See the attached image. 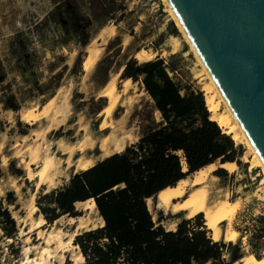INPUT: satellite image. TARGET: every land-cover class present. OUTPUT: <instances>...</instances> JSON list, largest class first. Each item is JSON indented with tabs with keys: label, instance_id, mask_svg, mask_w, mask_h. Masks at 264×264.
Here are the masks:
<instances>
[{
	"label": "rangeland",
	"instance_id": "rangeland-1",
	"mask_svg": "<svg viewBox=\"0 0 264 264\" xmlns=\"http://www.w3.org/2000/svg\"><path fill=\"white\" fill-rule=\"evenodd\" d=\"M166 3V0H0V264H23L27 257H39L41 247L46 244L51 257L41 256V263L86 264L85 258L81 262L73 259L74 254L81 252L78 246L73 248L69 243L66 252H61L56 241L46 240L48 234L59 232L65 245L72 230L71 217L75 216L61 215L51 223L44 219L39 229L27 231L38 215L43 218L37 206L43 204L42 196L63 186L80 171L74 165L78 159L90 160L93 165L161 125L160 114L144 90L141 77L129 78L128 87H124L127 77L121 74L125 64L141 63L134 58L137 50L154 52L149 60L161 58L181 93L188 89L201 91L207 109L206 100L211 96L215 112L225 113L224 102L213 90L207 91L210 78L206 69L176 26ZM69 13L79 15V27L69 22ZM92 53L94 60L84 70L82 63ZM110 80L117 99L107 115L104 107L108 99L103 90ZM44 107L45 113L41 112L35 121L21 120L27 109L39 114ZM106 123L108 128L102 131ZM235 144L243 148L237 168L232 173L219 171L217 160L210 194L212 199L228 192L243 202L232 223L239 236L231 241L219 240L228 262L229 251L233 254L238 248L241 255L251 253L249 236L245 237V233H254L255 217L264 215L262 169L255 164L249 172L252 152L244 143ZM80 145L81 152L77 150ZM34 147L39 148L41 159L52 158L55 166L40 185H36V178L29 181L24 169L25 161L30 159L28 149ZM70 149L68 163L66 151ZM243 156L248 161H243ZM31 165L36 171V164ZM154 203L155 195L146 200L154 223L166 230H170L169 221L176 220V227L187 219L181 213L163 212ZM31 205L37 209L29 214ZM75 210L79 214L76 217L90 219L88 226L76 234L103 225L96 209L85 210L82 204L75 203ZM199 214L203 221L202 213ZM224 226L222 223V229ZM206 231L210 236L209 230ZM257 252L259 257L264 256V249L258 247Z\"/></svg>",
	"mask_w": 264,
	"mask_h": 264
},
{
	"label": "trees",
	"instance_id": "trees-1",
	"mask_svg": "<svg viewBox=\"0 0 264 264\" xmlns=\"http://www.w3.org/2000/svg\"><path fill=\"white\" fill-rule=\"evenodd\" d=\"M70 19L79 27L78 14ZM121 75L133 80L141 77L161 125L44 194L43 204L37 203L43 218L51 223L61 215L77 216L75 203L93 199L103 225L74 237L86 264H230L238 260L242 256L238 248L233 254L229 251L230 262L224 259L221 243L208 236L201 214L166 230L154 223L146 198L208 163H238L241 144L209 119L201 91L181 93L161 58L125 64ZM259 221L264 230V215ZM250 250L259 257L256 247L251 245Z\"/></svg>",
	"mask_w": 264,
	"mask_h": 264
},
{
	"label": "water",
	"instance_id": "water-1",
	"mask_svg": "<svg viewBox=\"0 0 264 264\" xmlns=\"http://www.w3.org/2000/svg\"><path fill=\"white\" fill-rule=\"evenodd\" d=\"M167 2L264 164V0Z\"/></svg>",
	"mask_w": 264,
	"mask_h": 264
},
{
	"label": "bare ground",
	"instance_id": "bare-ground-1",
	"mask_svg": "<svg viewBox=\"0 0 264 264\" xmlns=\"http://www.w3.org/2000/svg\"><path fill=\"white\" fill-rule=\"evenodd\" d=\"M166 4L169 7V11L173 17V20L176 26L179 28L181 33L188 40L187 42H189L191 48L194 50L197 57L201 61L200 57L195 51L192 43L190 42L188 36L186 35L184 29L182 28L177 17L175 16L170 5L168 4V2ZM90 55L91 56H89V59L84 60L82 63L84 70H88L90 68V60L92 61L94 60L95 55L93 53ZM153 55H154V52L150 50L140 49L134 53V58L137 59L139 62H145V61H148L150 57H152ZM201 64L203 65L204 69H206L202 61H201ZM205 71L207 72L210 78V82L208 83L209 86H206L207 91H209L210 89L213 90L214 94L220 100L224 102L225 108H226L225 113L217 114L215 112V104H213L212 97L211 96L208 97L206 100V104L208 105V109L212 112L209 119L216 121L218 126L223 129L222 131L229 134L231 138L233 139V141H235V143H244L246 147L251 150L252 158L249 160L248 171L250 172L252 168L254 167V165L256 164L257 166L261 167L263 175H264V164L261 158L257 154L256 150L254 149L251 142L249 141L247 135L243 131L242 127L238 123L237 119L233 115L230 108L228 107L227 103L225 102L220 91L216 87L208 71L207 70ZM128 81H129V78L124 79L125 88L128 87L127 85H129ZM114 90H115V87H113V82L110 80V82L106 85V87L103 90V95L107 97L108 99V104L106 107H104V113L107 115L109 114L111 107L113 106V104L115 103V100L117 99L116 95L114 94L115 92ZM46 107L42 108L39 114L38 113L36 114L34 109H29V110L27 109L25 112L21 114V120H23L25 123H30L32 121H35L36 118L39 117L41 112L45 113ZM106 128H108L107 123L106 125L103 126V128H101V130L104 131ZM35 135L38 136V134H35ZM77 150H79L80 152L82 151L81 145L77 147ZM28 151H29L30 159L27 162L25 161V165H24V169L26 172V178L29 181H32L36 178L37 179L36 185H40L45 179L44 177L47 175V172L49 170L54 169L55 166H54L53 160H51L52 158L41 159L42 155L38 153L39 151L38 147L29 148ZM66 152L68 153V156H67V161H68L69 158L71 157L70 154H72L71 153L72 151L70 149V150H67ZM49 157L50 156H48L47 158ZM242 158H243V161H248L246 156H243ZM34 163L36 164L35 166L38 167L36 171H34L33 168L31 167L32 166L31 164H34ZM74 165H75V169L84 170L90 167L92 163L90 160L78 159L76 163H74ZM182 165H183L182 169L185 170L186 166H185L184 161H182ZM218 166L228 171L229 173H232L237 168V163L236 161H226V162L224 161L223 163H218ZM217 168L218 167H217L216 161L212 163H208L202 166L201 168L195 170L194 172L190 173V175L180 178L178 181H176L174 185L167 186L161 189L160 191L155 193L154 206L157 209L163 210V212L170 211L173 215L181 213L183 217L187 219L192 218L199 213H202L203 225L205 226L206 229L209 230L210 237L213 241H219V240L231 241V240H234L237 237V235L239 236V232L236 231L235 228H233L232 223L238 211L242 209L243 202L238 197L232 198L230 193L228 192L219 194L218 196L212 199L210 198L212 187H213V184L215 183L214 178L212 177H214L213 173ZM49 181H51V179ZM147 199L149 198H146V200ZM76 203L82 204L85 210H88L90 208H92V210L93 209L95 210V203L93 199L91 198H88L83 201H78ZM36 209H37L36 206L31 205L29 209L30 213L29 211L28 212L26 211V212L29 214H32V213H35ZM37 217L38 218L35 219V221L31 224L30 228L28 227L29 229L27 232L35 230V229H39L43 225L44 218H42L39 215ZM29 220H32V219H29ZM89 222H90V219L88 217H85V218L80 217V216L71 217L70 223L72 224V230H71V233H69L68 235V241L65 243V245H63V242H61V237H60L59 232H56L52 235L48 234L49 238L47 237L46 240L48 241V243H51V241L52 242L56 241L57 246L59 247L61 252H66L67 249L65 247L69 243H71L73 248H77V245H74V243L71 241L74 235L78 233L80 229L88 226ZM222 223H225V226L223 229L221 227ZM175 224H176V220L169 221V223L167 224V227L170 230H173L175 229ZM37 238H39V233H37ZM48 248L49 247L47 246V244L41 247L39 251V257L35 256L34 258H31V259H28L27 257L23 261V264H43L40 261L42 259L40 257L41 256L43 257V255L46 257L50 255L51 250ZM28 249H29L28 247L27 249L25 248V252H27ZM73 259H75L76 262L77 261L81 262L84 259V257L82 253L78 251L76 254H74ZM238 264H264V256L255 257L252 253H245L239 258Z\"/></svg>",
	"mask_w": 264,
	"mask_h": 264
},
{
	"label": "built area",
	"instance_id": "built-area-1",
	"mask_svg": "<svg viewBox=\"0 0 264 264\" xmlns=\"http://www.w3.org/2000/svg\"><path fill=\"white\" fill-rule=\"evenodd\" d=\"M260 216H263L260 214ZM260 216H257L255 217V227H256V230L254 233L250 234V235H247L245 233V237L249 236L248 237V244L249 246L251 247V245L253 246L254 244H257V247L256 248H261V249H264V235H263V225L261 224V222L259 221V218ZM260 235V236H259ZM253 239V242L251 241ZM263 242V244H262Z\"/></svg>",
	"mask_w": 264,
	"mask_h": 264
},
{
	"label": "flooded vegetation",
	"instance_id": "flooded-vegetation-1",
	"mask_svg": "<svg viewBox=\"0 0 264 264\" xmlns=\"http://www.w3.org/2000/svg\"><path fill=\"white\" fill-rule=\"evenodd\" d=\"M71 15H72L71 13L68 14V16H69V22H70V20H71V19H70V16H71ZM70 23H71V22H70ZM71 24H72V23H71ZM78 25H79V24H78ZM72 26H74V25H72ZM79 26H80V25H79Z\"/></svg>",
	"mask_w": 264,
	"mask_h": 264
}]
</instances>
